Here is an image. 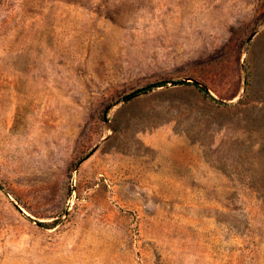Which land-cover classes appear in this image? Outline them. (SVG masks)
Returning <instances> with one entry per match:
<instances>
[{"label": "rangeland", "instance_id": "rangeland-1", "mask_svg": "<svg viewBox=\"0 0 264 264\" xmlns=\"http://www.w3.org/2000/svg\"><path fill=\"white\" fill-rule=\"evenodd\" d=\"M0 264H264V0H0Z\"/></svg>", "mask_w": 264, "mask_h": 264}, {"label": "trees", "instance_id": "trees-1", "mask_svg": "<svg viewBox=\"0 0 264 264\" xmlns=\"http://www.w3.org/2000/svg\"><path fill=\"white\" fill-rule=\"evenodd\" d=\"M161 86H163V85H154V86H149V87H147V88H145V89H142V90H150V89H154V88H158V87H161ZM140 92V91H139Z\"/></svg>", "mask_w": 264, "mask_h": 264}]
</instances>
